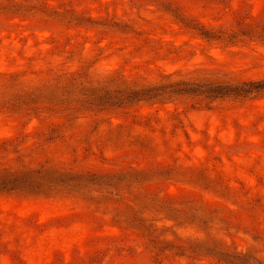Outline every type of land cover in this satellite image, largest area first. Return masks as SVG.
Returning a JSON list of instances; mask_svg holds the SVG:
<instances>
[{
  "label": "rangeland",
  "instance_id": "obj_1",
  "mask_svg": "<svg viewBox=\"0 0 264 264\" xmlns=\"http://www.w3.org/2000/svg\"><path fill=\"white\" fill-rule=\"evenodd\" d=\"M262 79L264 0H0V264H264V92L123 85Z\"/></svg>",
  "mask_w": 264,
  "mask_h": 264
},
{
  "label": "trees",
  "instance_id": "obj_2",
  "mask_svg": "<svg viewBox=\"0 0 264 264\" xmlns=\"http://www.w3.org/2000/svg\"><path fill=\"white\" fill-rule=\"evenodd\" d=\"M206 34V33H202ZM125 90L133 97H128L129 101H133L137 96V100H146L163 95H196L200 100L207 101L208 104L219 98L234 97L236 99H248L252 96L260 95L264 92V79L249 81H206V82H190L180 80L162 84L160 86L148 87L147 89L137 86L136 83L124 82ZM112 92L105 89L98 98L104 103H108ZM92 103V102H90Z\"/></svg>",
  "mask_w": 264,
  "mask_h": 264
}]
</instances>
